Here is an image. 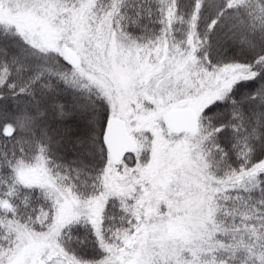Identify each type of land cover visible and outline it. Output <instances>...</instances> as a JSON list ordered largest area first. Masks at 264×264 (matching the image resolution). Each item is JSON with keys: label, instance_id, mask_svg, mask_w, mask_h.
Segmentation results:
<instances>
[{"label": "snow or ice", "instance_id": "6c2138e0", "mask_svg": "<svg viewBox=\"0 0 264 264\" xmlns=\"http://www.w3.org/2000/svg\"><path fill=\"white\" fill-rule=\"evenodd\" d=\"M0 264H264V0H0Z\"/></svg>", "mask_w": 264, "mask_h": 264}]
</instances>
